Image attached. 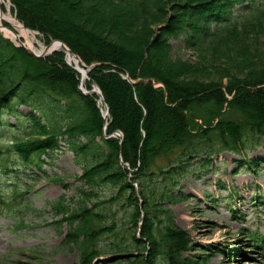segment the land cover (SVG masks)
<instances>
[{
  "label": "trees",
  "instance_id": "16d2710c",
  "mask_svg": "<svg viewBox=\"0 0 264 264\" xmlns=\"http://www.w3.org/2000/svg\"><path fill=\"white\" fill-rule=\"evenodd\" d=\"M10 1L17 19L43 34L46 44L61 40L92 66L85 87L97 85L109 106L106 133L124 136L106 138L99 97L80 89L81 74L63 51L37 58L0 33V122L7 110L24 119L10 149L22 163L41 166V156L57 149L63 137L77 158L94 159L78 177L83 185L77 206L70 210L65 197L51 203L63 216L59 223H69L66 240L80 250L78 264L109 254L116 257L98 264H207L210 254L185 255L210 250L196 246L170 205L187 199L181 178L194 161L210 162L224 151L241 155L264 141V69H252L259 74L254 77L223 73L225 89L221 83L184 79L195 63L220 58L211 57L210 50L261 41L264 0ZM182 37L185 49L197 57L194 62L172 55L170 41ZM63 103L69 108L62 119H71L65 127L46 108H64ZM21 105L31 108L27 117ZM226 105L242 117L223 118ZM198 111L206 113L202 123L196 121ZM4 157L0 146V178ZM4 190L0 182V207L11 200L2 196ZM142 210L139 237L134 229Z\"/></svg>",
  "mask_w": 264,
  "mask_h": 264
},
{
  "label": "rangeland",
  "instance_id": "374dc122",
  "mask_svg": "<svg viewBox=\"0 0 264 264\" xmlns=\"http://www.w3.org/2000/svg\"><path fill=\"white\" fill-rule=\"evenodd\" d=\"M3 7L5 13L11 12L16 18L11 11V4L10 8L6 4ZM0 33L3 37L5 35L12 38L1 30ZM22 39L25 43L36 45L39 50L44 46L42 35L36 34L34 39L23 36ZM125 41L127 43V40ZM13 43L19 45L18 41ZM128 43L132 44V41ZM171 45L174 57L192 62L197 59L194 51L185 49L183 37L171 40ZM207 53L211 54V57H219L220 54V58L209 59L207 56L211 63L207 62L198 67L195 63L196 67L192 71L190 69L192 73L184 80L206 85L221 83L220 87L225 89L228 82L223 73L232 74L234 77H254L259 75L254 73V70L264 69V37L253 44L246 43L231 49L215 48ZM225 61L231 66L225 64ZM52 106L53 110H50L47 104V113H52L51 118L52 115H58L57 122L65 127L67 122L71 121L70 118L62 119L63 116L67 117L65 110L69 105L63 103L64 108L58 104ZM18 108L22 115L28 116L30 107ZM223 112L222 117L227 120L242 117L241 111L231 109L227 105ZM196 114V121L202 123V116L205 117L206 113L198 111ZM19 117L7 110L0 122V146L7 153L4 157L2 183L5 185L7 196L13 195L9 192L12 187L31 184L35 189L24 200L20 199V195H16V200L5 204L4 210L20 211V219L16 221L0 216V264H78L80 250L66 240L69 223H59L63 216L56 215L51 203L65 197V203L70 210L77 206L80 198L78 189L83 185L78 177L84 174L86 168L91 167L94 159L83 156L77 158L76 152L64 142L65 139H58L60 146L42 156L41 166H20L21 161L13 151H9L13 139L22 133L24 119ZM219 119L215 120V123ZM81 139L85 140L83 137ZM212 160L213 164L195 161L183 176L181 187L190 197L170 205L175 212L177 223L190 233L200 246L219 251L207 252L213 254L207 264H264V256L249 247L251 242L248 237L250 233L264 234V204L256 206L255 203L259 201L258 196H264V141L258 148L244 151L242 156L224 151ZM249 162H252L251 166ZM57 179L58 181H55ZM107 194L111 192L107 191ZM91 202L87 203L88 206L93 205ZM117 206H114L113 212L118 210ZM109 218L112 220V217ZM22 220L26 227L19 226ZM134 230L137 233L138 228ZM220 250L228 254L221 253ZM231 252L237 255L231 256ZM188 253L185 255L204 256L200 249ZM242 253H247L248 256ZM114 256L102 255V258Z\"/></svg>",
  "mask_w": 264,
  "mask_h": 264
},
{
  "label": "bare ground",
  "instance_id": "6f19581e",
  "mask_svg": "<svg viewBox=\"0 0 264 264\" xmlns=\"http://www.w3.org/2000/svg\"><path fill=\"white\" fill-rule=\"evenodd\" d=\"M9 1V0H8ZM7 5L10 8V2L7 3V0H0V6H4ZM3 22H6L8 24H13L14 27H9V26H5L3 24ZM0 28L2 30V32H5L6 34H8L10 37H12V41H16L17 38H21L23 36L28 37L29 39H34L35 38V33H33L32 31H30L28 28H26L24 25H22L19 21H17L16 18L13 17V15L11 14V12L9 13H2L0 11ZM15 39V40H14ZM26 46L28 48H31L33 50H35L31 44H28L27 42L25 43ZM58 43H54L53 47L54 48H59L60 46H58ZM42 48V47H41ZM76 64L79 63L78 61H74ZM104 98V97H103Z\"/></svg>",
  "mask_w": 264,
  "mask_h": 264
},
{
  "label": "water",
  "instance_id": "95a60500",
  "mask_svg": "<svg viewBox=\"0 0 264 264\" xmlns=\"http://www.w3.org/2000/svg\"><path fill=\"white\" fill-rule=\"evenodd\" d=\"M60 45L62 46V47H64L65 48V45L62 43V42H60ZM67 52L70 54V55H72V56H74V58L77 60V61H81L80 60V58L76 55V54H74V52H72L71 50H69V49H67ZM30 53L31 54H33V55H35L34 54V52H32V51H30ZM93 93H97V94H99L101 97H102V93H101V91L100 90H93L92 91ZM103 98V97H102ZM108 114H109V109H108V112H107Z\"/></svg>",
  "mask_w": 264,
  "mask_h": 264
}]
</instances>
